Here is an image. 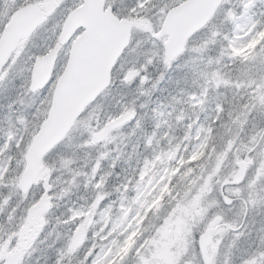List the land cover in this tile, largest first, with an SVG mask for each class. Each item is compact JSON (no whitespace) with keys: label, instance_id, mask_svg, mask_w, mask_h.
<instances>
[{"label":"clouds","instance_id":"clouds-1","mask_svg":"<svg viewBox=\"0 0 264 264\" xmlns=\"http://www.w3.org/2000/svg\"><path fill=\"white\" fill-rule=\"evenodd\" d=\"M169 10V0H135L126 15L143 21L151 31L133 29L135 39L121 49L105 86L77 113L64 135L47 148L39 176L30 180L25 177L29 148L47 118L50 96L42 88H33L30 65L13 80L11 96L0 105L7 125V131L0 134V245L15 248L28 224L19 264H93L102 252L97 244L99 237L106 236L113 226L111 220L103 222L105 209L111 205L112 217H117L119 204L135 197V185L141 182L143 160L133 166L127 153L135 148L152 160L157 149L148 141L157 129L160 134L168 130L162 127V105L174 107V114L168 117L171 148L187 146L177 156L182 154L187 159L200 140L186 137L199 132L203 139L202 129L211 130L210 147L205 156L182 165L169 181L170 191L162 197L156 214L159 219L151 220L150 210L141 225L151 221L158 227L178 205L190 207L193 198L199 196L200 213L185 217L187 252L181 264H203L199 241L208 238L210 225L219 229L211 234L213 241L223 234L217 264H226L228 245L264 240V190L259 198L252 195L253 185L264 188V177L255 181L257 167L264 168V105L256 102L257 95L264 94V70L252 73L254 80H248L237 75L234 69L239 64L229 65L228 57L222 67L211 62L214 53L202 49L204 40L196 35L200 29L189 34L183 50L166 57L152 34L161 30ZM213 22H209V28ZM58 37L59 30L52 34L51 43L55 44ZM125 50L136 51V55L129 59ZM229 80L240 83H224ZM114 88L119 89L115 96ZM193 95L200 101L196 107L192 106ZM21 98L25 100L23 106L18 103ZM177 116L182 119L177 120ZM187 124H192V129ZM168 147V141H161L160 148ZM225 153L224 164L217 172L216 158ZM249 159L253 163L234 183L240 171L237 161ZM113 161L125 175L115 171ZM125 165L132 168L131 173ZM187 168L193 171L183 177ZM98 178L104 181L99 188ZM192 181L195 183L189 187ZM102 193L104 199L97 203ZM94 205L93 216L75 215L92 211ZM132 215L134 212L129 219ZM35 217L38 219L32 223ZM88 220L91 223L85 229ZM154 234V228L142 232L138 244ZM0 264L5 262L0 260ZM227 264H243V258L234 251Z\"/></svg>","mask_w":264,"mask_h":264},{"label":"rangeland","instance_id":"rangeland-1","mask_svg":"<svg viewBox=\"0 0 264 264\" xmlns=\"http://www.w3.org/2000/svg\"><path fill=\"white\" fill-rule=\"evenodd\" d=\"M184 0H169L170 8L179 4ZM82 0H0V34L4 24L9 20L12 13L29 4H41L49 3L50 9L47 11V16L43 23H41L28 37L21 39L18 42L17 47L10 55L9 59L0 71V105H3L5 100L8 99L14 89L13 80L15 77L21 75L25 67L30 65L29 71L31 70L32 63L37 56L47 53L50 49L55 47V44L51 43L52 34L60 30L65 18L68 13L81 4ZM107 4L112 7L113 14L118 15L120 19H126L132 24L131 37L134 41L133 29L138 28L142 31H151L150 26H146L143 21L139 19H133L126 15L129 9L132 7L135 0H106ZM211 23L210 28L208 27L209 22ZM257 25H260L257 30ZM200 32H196V35L202 36L204 43L202 44V49H211L214 55L211 56V62L216 63L219 66H223V61L225 57H228L229 65L233 62H238L239 67L235 68L238 76L246 77L248 80H254L252 73H256L260 70H264V0H221L217 8L215 9L213 15L211 16L208 23L200 29ZM153 38L156 41V46H162L164 49V41L166 39L165 35L158 38ZM203 34V35H202ZM248 37L247 39H245ZM227 41V44L224 43ZM143 43V42H142ZM260 47L257 49V46ZM70 42L61 45L58 48L57 61L55 63L54 76L50 82L42 88L43 91L48 92L51 101V95L55 81L60 74L63 66L67 61L68 51ZM137 48V51L139 50ZM127 58L131 59L136 55V51L128 52L125 50ZM166 56V54H165ZM11 73V76L9 75ZM219 75V73L217 74ZM226 84H236L239 85V80H229L224 81ZM219 86V85H218ZM119 89H113L112 95L115 96ZM257 93H259V88H257ZM166 95V93L164 94ZM192 106L196 107L200 103L193 95L191 97ZM257 105H264V94L257 95L256 98ZM18 103L23 106L25 100L21 98ZM263 103V104H262ZM163 111L160 113L162 118V127L168 129L162 134L157 132L152 135V138L148 141L150 147H155L157 153L154 155L152 160L144 158L143 151H139L135 148L131 149L127 153L128 160L131 165L138 166L139 162L143 160V170L140 171V183L135 185L134 190L136 191V196L131 198L127 204L120 203L118 206L119 215L115 218L112 217V208L109 205L105 209L103 214V222L106 224L109 220L112 221V229L106 236H100L97 244L102 249L100 255L97 256L93 264H117L122 257L125 260L128 258H135L138 264H147L152 262L153 264H163L156 262L155 257L157 255H162L163 257L170 253L174 258L172 259V264H180V255L183 249L182 247V234L185 232V217L192 214H197L201 209L199 207V196L193 198L190 207L177 206L172 212L168 213L164 222L156 227L151 221L147 226H142L141 221L148 216L151 210L153 216L151 220L159 219L156 215L161 207V199L169 191V181L172 177L179 173L182 165H186L189 161H196L202 156H205L206 149L210 147L209 140L210 129H202L205 133L203 139H201L200 133L197 132L195 136L186 137L188 140L196 139L200 140V143L195 148L194 151L185 159L181 154L177 156L178 151H186V145H177L176 148H171L172 138L171 130L169 128L168 117L174 114L173 105L163 106ZM177 120L182 119V117L177 116ZM10 124V121L8 122ZM192 124H187L188 129H192ZM7 131V125L5 119L0 114V134ZM9 136L11 133H8ZM161 141H168V148H160ZM124 141H121V145ZM121 145L117 146L116 151L119 152ZM143 149V144L140 146ZM225 154L219 155L216 158V171L218 172L220 167L223 166L225 160ZM119 160V156H117ZM175 161L173 166L172 162ZM97 168L100 167V162H97ZM43 168V162L41 161V170ZM113 168L116 172H121L120 167L117 166L116 161H113ZM127 173L132 172V168L125 165ZM193 171L192 168H187L183 173V177H187L189 173ZM41 172V171H40ZM39 172V174H40ZM37 175V177L39 176ZM126 173L121 172V175ZM96 174L93 173V176ZM182 177V178H183ZM262 177H255V181L258 183ZM99 179V178H98ZM103 179H99L96 187H101L103 184ZM195 181H192L189 185L191 187ZM125 190L127 185L124 186ZM252 195L259 196L262 188L256 187ZM203 192V189H201ZM104 199V194L102 193L98 198L97 203ZM123 199H127L124 197ZM95 205L92 211L87 212H76V216L85 215L91 217L94 215ZM129 219V214L133 213ZM38 217L32 219V223H35ZM91 223L90 220L86 221L83 225L85 229ZM154 228V235H149L148 238L144 239L142 243L138 244L142 232H151ZM129 229H131L129 231ZM28 224H25L24 229L21 232V239L17 242L16 247L9 250L7 245H0V260L4 262L7 256L16 250L19 245H23L24 241L27 239L29 232ZM223 235V234H221ZM121 237L123 239L121 240ZM110 238V239H109ZM172 240L173 246L169 244L166 245L165 240ZM107 241V243H105ZM256 241H263L256 239ZM94 244L93 247H96ZM117 253H120L117 255ZM23 255V250L20 253V257ZM125 255V256H124ZM121 257V258H120ZM128 257V258H127ZM150 257H154L152 260H148ZM261 259V260H260ZM260 259L253 264H264V253L260 254ZM20 261V258H19ZM260 261V262H259ZM259 262V263H258ZM19 264V262H18Z\"/></svg>","mask_w":264,"mask_h":264},{"label":"water","instance_id":"water-1","mask_svg":"<svg viewBox=\"0 0 264 264\" xmlns=\"http://www.w3.org/2000/svg\"><path fill=\"white\" fill-rule=\"evenodd\" d=\"M220 2L185 0L168 11L161 30L154 34L155 38L166 35L163 46L167 57L183 49L189 34L208 22ZM49 8V3L28 4L13 13L0 36V70L18 41L28 37L45 20V12ZM78 28L82 31L71 42L67 62L53 89L47 118L29 148V164L25 172L29 180L41 171L42 157L47 148L64 135L77 113L105 86L109 69L130 40L131 23L116 17L110 7H105V0H83L80 6L70 11L59 32L58 45L66 44ZM56 56L57 49L54 48L35 58L31 67L34 89L42 88L49 80ZM238 164L240 171L234 183L243 178L247 169L246 162ZM211 232L212 225L208 238H200L202 251L211 239ZM22 250L23 245H19L9 255L6 264H17Z\"/></svg>","mask_w":264,"mask_h":264},{"label":"flooded vegetation","instance_id":"flooded-vegetation-1","mask_svg":"<svg viewBox=\"0 0 264 264\" xmlns=\"http://www.w3.org/2000/svg\"><path fill=\"white\" fill-rule=\"evenodd\" d=\"M105 3H106L107 6H109L107 4L106 0H105ZM111 9H112V7H111ZM112 12H113V10H112ZM80 31H81V29H78L76 31V34H78ZM240 162H246L247 163V169L253 163V161L250 160V159L247 160V161H239V160L237 161V163H240ZM247 169H246V171H247ZM258 176L264 177V168L257 167L256 173H255V177L257 178ZM262 190H264V188H262ZM257 195L259 196V194H257ZM200 211L197 212V214H199ZM213 232H219V229L215 228L214 225H212L211 234ZM181 240H182L183 249L181 251V255H180V258H179L180 259V264H181V257L187 252V241L185 240V232L182 234V239ZM164 243L166 245L169 244L171 247L173 246V242H172L171 239L170 240H165ZM222 243H223V235H220V236L217 237V239L215 241H213L212 237H211L209 243L206 244V246L204 248V251L201 250L200 244H199V251H200V254L202 255V258H203V264H217V256H218V253L220 251V245ZM234 251H235L237 257H242L243 258V264H253V261L257 262L260 259V254L264 253V240L263 241H256V242L245 241V242H241L239 245H237L236 243L228 245V249H227V252L225 254V262H226V264H227V261L230 258H232ZM119 254L120 253H117V255H119ZM153 258L154 257H150L148 260L150 261ZM173 258L174 257L170 253H167L164 257L162 255H157V257H155L156 262L161 263V261L163 260L164 261V262L162 261L163 264H172V259ZM121 259L122 260L117 262V264H138V263H135L136 262L135 258H130V259L128 258L127 260H125V257H122ZM147 264H153V263L152 262H148Z\"/></svg>","mask_w":264,"mask_h":264},{"label":"bare ground","instance_id":"bare-ground-1","mask_svg":"<svg viewBox=\"0 0 264 264\" xmlns=\"http://www.w3.org/2000/svg\"><path fill=\"white\" fill-rule=\"evenodd\" d=\"M12 253H13V252H12ZM10 254H11V253H10ZM10 254H9V255H10ZM9 255L7 256V259H6V261H5V264H6V262L8 261ZM18 262H19V261H18ZM17 264H18V263H17Z\"/></svg>","mask_w":264,"mask_h":264},{"label":"trees","instance_id":"trees-1","mask_svg":"<svg viewBox=\"0 0 264 264\" xmlns=\"http://www.w3.org/2000/svg\"><path fill=\"white\" fill-rule=\"evenodd\" d=\"M170 5H172V4H170ZM117 14V13H116ZM54 72H55V70H54ZM54 72H53V76H54Z\"/></svg>","mask_w":264,"mask_h":264}]
</instances>
